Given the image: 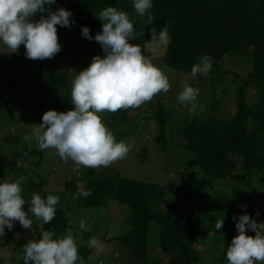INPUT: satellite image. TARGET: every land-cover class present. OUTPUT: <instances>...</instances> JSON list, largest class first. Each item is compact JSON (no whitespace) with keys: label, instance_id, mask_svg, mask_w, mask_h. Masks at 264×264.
Returning <instances> with one entry per match:
<instances>
[{"label":"trees","instance_id":"trees-1","mask_svg":"<svg viewBox=\"0 0 264 264\" xmlns=\"http://www.w3.org/2000/svg\"><path fill=\"white\" fill-rule=\"evenodd\" d=\"M152 5L149 14L154 18L153 24L146 23L147 14L143 19L139 17L133 8V0H55L47 8L52 12L61 7L69 10L72 13L70 21L73 23L70 27L57 25V34H71L73 46L79 49L89 47L87 59L77 64V73L89 66L94 56L104 55L102 46L94 39L83 37L81 30L87 26L94 38L102 30V21L96 15L109 6L128 14L134 25L135 37L129 42L139 45L143 52L151 40V28L155 27L159 31L167 23L171 41L165 49L162 63L179 73L190 74L193 64L202 55L212 57L213 66L210 71L219 67L226 57L249 55L251 71L237 88L233 115L214 116L216 102L212 97L207 105H202L203 112L200 107L196 115L195 112L190 115L187 113L183 117L186 119L183 121L182 131L175 130L183 144L177 145L171 138L169 127L172 112L159 105L155 109L151 108L156 129L154 142L163 149L173 146L191 153L193 156L188 161L185 172L193 168L200 169L206 179L216 181L215 186H219L220 182L231 181L234 173L243 174L247 178V185L256 176L264 180V0H152ZM40 15L36 14L32 20H39ZM43 15L47 17V12ZM74 74L65 69H50L20 52L0 51V92L26 95L38 91L51 95L52 105L58 112L74 108L70 102ZM251 89H254L256 100L249 104L247 94ZM58 93L62 95L57 96ZM8 106L9 99L0 97V114ZM148 109L140 111L135 118L140 117L141 121L148 118ZM129 110L139 111L137 108H130L109 113L112 122ZM10 140L5 138V141ZM28 154L25 148L15 152L11 160L0 164V173L5 171L16 177L33 174L31 170L17 168L21 161L26 162ZM41 161L42 159L37 161V168ZM76 176L64 182L60 191H45L46 188L41 187L40 195L58 196L60 203L63 196L68 194L69 200L75 203L76 210L107 207L111 202L129 208L128 230L116 238V241L125 248L134 263L165 264L164 258L166 264H203L199 247L202 235L208 233L211 235L207 240L211 241L219 253L216 263H227V246L238 235L230 224L238 222L240 214L236 212L235 201L223 190L207 196L208 206L204 209L205 212L176 203L179 191L192 198L195 195L196 188L183 179L180 184L183 185L182 188L170 193L165 185L119 178L118 175H108L101 168H85ZM48 180L49 177L46 180L38 178V184L42 186V182L46 183ZM81 188L90 190L91 195H80ZM59 203L56 205L54 219L49 224L41 225L44 230L54 232V239L66 235L69 228L65 212L70 209L63 210ZM199 204L198 202L195 206ZM23 207L28 211L29 206L24 204ZM29 215L30 219H35L30 213ZM234 216L237 217L236 220L233 219ZM221 219L224 220V228L232 231L226 233L224 228L216 230L215 224ZM151 223L158 229L156 247L161 254L153 261H150L147 252ZM24 229L18 221L15 222L12 230L7 229V239L2 245L7 246ZM78 251L84 264H87L91 248L78 246ZM0 264L16 263L0 257Z\"/></svg>","mask_w":264,"mask_h":264},{"label":"clouds","instance_id":"clouds-1","mask_svg":"<svg viewBox=\"0 0 264 264\" xmlns=\"http://www.w3.org/2000/svg\"><path fill=\"white\" fill-rule=\"evenodd\" d=\"M55 0H0V43L18 52L21 45L26 49V57L31 60L53 58L61 50L58 41L57 25L70 27L72 13L64 8L49 11L47 6ZM152 0H133V8L141 19L147 14L146 23L153 24L150 13ZM47 12V17L43 14ZM41 14L39 20L32 17ZM102 21V30L93 38L90 29L84 26L83 37L102 46L103 57L96 55L91 63L78 73L74 71L71 81L72 110L58 112L48 110L42 116V123L25 135L24 140L31 144L33 138L39 151L54 149L62 161H71L73 171L79 169L107 168L126 158L131 146L125 141H116L112 131L103 122L104 113L136 109L153 100L160 93H167L171 84L164 71L154 65L139 45L130 43L134 39V25L125 11L109 6L97 15ZM148 47L167 48L171 41L168 25L151 28ZM212 57L202 55L191 68V76L200 74L207 77L212 68ZM199 89L185 81L177 100L185 105L195 101ZM200 111H204L201 106ZM26 167L27 165H22ZM22 177L15 182H0V237L5 228L12 230L15 222L31 230L33 220L49 224L56 216L59 197H42L37 192L31 194L28 211L24 210L22 196ZM45 191H48L45 189ZM79 194L88 197L90 190L81 188ZM259 215V212H257ZM234 220L237 217H233ZM224 220H218L216 230L222 229ZM81 230H89L84 220L80 221ZM238 235L227 246V264H264V222L257 223L248 214L238 217L235 225ZM255 232L247 235L248 230ZM40 238L29 239L22 247L23 264H84L79 255L77 243L71 230L66 235L54 239V232L40 227ZM89 248H99V241L91 237Z\"/></svg>","mask_w":264,"mask_h":264},{"label":"rangeland","instance_id":"rangeland-1","mask_svg":"<svg viewBox=\"0 0 264 264\" xmlns=\"http://www.w3.org/2000/svg\"><path fill=\"white\" fill-rule=\"evenodd\" d=\"M72 39L71 34H58V41L61 45L60 52L53 58L34 61L50 69H65L70 74H73L74 71L78 70L79 66L77 64L87 59L89 47L86 46L79 49L73 46ZM148 45L144 54L149 56L152 63L168 75L171 88L167 93L162 92L155 96L152 101L137 108L139 111L129 110L123 113L124 115L116 121L112 122L109 113L102 114L103 122L108 128L111 126L109 130L113 132L116 141L125 140L131 148L125 159L107 168H98L106 171L108 175H118L119 178L165 185L170 193L182 188L183 185L180 184L183 179L196 188L195 195L192 198L186 193L179 191L176 203L193 210L202 211L206 209L208 206V202H206L207 196L223 190L235 201L237 213L240 215L248 214L257 223L264 222V180L256 176L247 185L245 183L247 178L243 174L234 173L231 181L228 183L219 181L220 183L218 184L220 185L215 186L217 184L216 181L206 179L200 169L193 168L185 172L186 165L193 155L180 147L171 146L163 149L155 144L156 129L152 118L153 109H151L163 105V107L171 110L173 115L169 123L171 138L174 139L177 145H182L183 141L176 131H182L183 121L186 119L183 117L187 113L190 115L195 112L196 115L198 109L202 105H207L212 97L216 102L214 116L225 117L234 114L235 93L245 75L251 71L250 56L226 57L219 67L209 72L207 77L200 74L192 77L191 73H179L162 63L166 48L148 47ZM7 50L11 51L0 43V51ZM18 52L26 55L24 45L20 46ZM185 81L194 88L199 89V94L195 101V109H193L191 104L185 105L177 100V96L183 90ZM58 95L61 96L62 94L58 93ZM255 95L254 89L249 90L247 94L249 104L256 100ZM0 97L9 99L8 108L0 114V164L8 162L12 159L15 152L24 148L29 152L26 162L21 161L20 166H17V168L22 170H31L37 173L26 175L22 177L21 181L22 196L25 200V205L29 206L33 192L40 194L41 187L50 191H60L64 187V182L78 173L72 170L74 167L73 163L71 161L67 163L62 161L54 149L39 151L36 148L34 138L31 144L23 139L25 135H30L33 127L43 122L42 116L46 111L55 110L52 105L53 99L51 95H45L38 91L26 95H7L0 92ZM146 108H149L147 112L148 118H144L143 121H141L140 117L135 118L136 114L143 112ZM124 116L127 118L123 119L122 117ZM197 118L200 117L198 116ZM137 132L139 133L138 135L136 134ZM5 138H10L11 140L5 141ZM39 159H42V161L40 167L37 168L35 165ZM22 165L27 166L24 167ZM82 169L85 168L81 167L79 173ZM34 176L44 180L49 177V180L46 183L42 182L41 186L38 184V178ZM20 178L15 175H9L5 171L0 173L2 182H15ZM37 184L39 187H37ZM69 199V195L65 194L59 205L63 210L65 208L70 209L65 212L69 224L68 230H71L77 246H87L91 237H95L100 244L99 248H91V255L87 264H136L128 252L125 251V248L116 241V238L124 235L128 230L129 208L111 202L107 207L76 210L74 208L75 203ZM198 202L200 203L199 206H195ZM257 212H259V215H257ZM81 220L86 222L89 230L80 229ZM236 223L237 221H233L230 227L236 229ZM41 225L42 222L34 219L32 229H24L21 233L14 236L7 246L2 245L6 241L8 234V230L5 228L4 236L0 237V257L11 259L14 263L21 264L23 262V245L29 239H38ZM156 227L154 223H151L149 227L147 252L150 261L157 259L161 255L156 247L158 235ZM224 229L226 233L231 230L229 228ZM246 234L254 236L255 232L249 229ZM209 235L211 233L202 235L203 238L199 247L201 261L203 264H217L216 259L219 257V253L214 249L211 241L207 240ZM221 247L222 245L219 246V248ZM163 261L166 264L167 261L164 258Z\"/></svg>","mask_w":264,"mask_h":264}]
</instances>
